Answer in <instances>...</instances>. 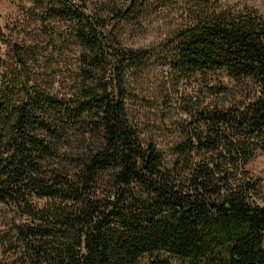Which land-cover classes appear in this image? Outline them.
Wrapping results in <instances>:
<instances>
[{
  "label": "trees",
  "instance_id": "trees-1",
  "mask_svg": "<svg viewBox=\"0 0 264 264\" xmlns=\"http://www.w3.org/2000/svg\"><path fill=\"white\" fill-rule=\"evenodd\" d=\"M81 1L34 0L67 30L45 24L48 47L81 48L75 95L26 85L16 100L0 85V203L27 219L0 235V264H264V182L249 169L264 152V16L220 0H157L180 24L160 49H125L104 30L138 21L148 0L109 19ZM3 44L0 34V53ZM10 46L20 64L37 57ZM153 61L173 89L194 86L178 100L170 166L142 143L125 103L137 98L127 77Z\"/></svg>",
  "mask_w": 264,
  "mask_h": 264
},
{
  "label": "rangeland",
  "instance_id": "rangeland-1",
  "mask_svg": "<svg viewBox=\"0 0 264 264\" xmlns=\"http://www.w3.org/2000/svg\"><path fill=\"white\" fill-rule=\"evenodd\" d=\"M81 2L88 13L109 19L112 12L109 10L124 7L128 0ZM148 4L150 7L146 15L138 21H109L105 34L125 49H160L161 42L180 24V19L173 8L159 6L157 0H148ZM220 4L223 8L236 7V10L251 7L264 16V0H220ZM45 10V6L36 7L34 0H0V34L10 45L20 47L22 52L25 47L37 48V57L34 60L24 57L23 65L15 56L13 47L1 45L0 85L6 81L5 84L13 87L16 100L25 96L21 89L26 85L27 88L38 86L55 99H70L83 84L82 69L85 67L80 46L60 43L57 50L48 47L41 33L46 28L45 24L58 27L60 32H65L66 27L55 23L53 18L44 21L41 13ZM127 79L137 96L134 100L125 101L129 118L136 125L142 143L154 145L165 164L170 166L173 160L170 149L179 141L175 127L182 117L178 100L180 96L192 95L194 86L181 84L173 89L167 67L157 61ZM249 169L254 177L264 182V152L251 161ZM26 221L25 217L17 216L0 203V235L14 223L20 225ZM5 253L0 247V262L6 260ZM11 259L7 258V261L11 262Z\"/></svg>",
  "mask_w": 264,
  "mask_h": 264
}]
</instances>
